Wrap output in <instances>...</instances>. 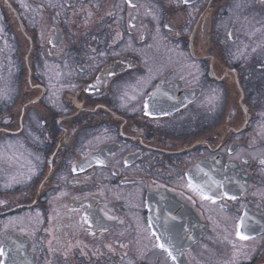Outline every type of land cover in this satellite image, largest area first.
<instances>
[{
  "label": "flooded vegetation",
  "instance_id": "obj_1",
  "mask_svg": "<svg viewBox=\"0 0 264 264\" xmlns=\"http://www.w3.org/2000/svg\"><path fill=\"white\" fill-rule=\"evenodd\" d=\"M133 4L0 0V264H264V0Z\"/></svg>",
  "mask_w": 264,
  "mask_h": 264
},
{
  "label": "snow or ice",
  "instance_id": "obj_2",
  "mask_svg": "<svg viewBox=\"0 0 264 264\" xmlns=\"http://www.w3.org/2000/svg\"><path fill=\"white\" fill-rule=\"evenodd\" d=\"M127 2L135 7V5L133 4V0H127ZM185 3L188 2V0H184ZM213 100L216 99V97L212 98ZM102 163V161H101ZM262 163H264V161H262ZM76 168H73V171H76ZM81 171H83V168L80 169ZM29 179L31 178L30 176L28 177ZM189 187H192L194 190L199 191V194L202 196V198L210 200L212 202H215V197L212 195H208V193L203 189V188H199L197 189L196 186L189 184ZM224 196H228V193H224ZM229 199H236L235 195L229 196ZM22 219V218H20ZM10 223H12L10 221ZM244 228V220L243 218H241L239 220V222L235 225V236L239 238V240L241 241H247L249 239H252V237H250L249 235L245 234L244 231H242V229ZM157 239L159 240L160 237H157ZM235 247V245H233ZM159 247L162 249H165L168 253V255L172 258L173 261H175L177 259V255L174 254L177 252V249L175 248V246L171 243V241L167 242V243H160ZM5 254V250L3 247H0V256H3ZM179 254H183L182 252H180Z\"/></svg>",
  "mask_w": 264,
  "mask_h": 264
},
{
  "label": "rangeland",
  "instance_id": "obj_3",
  "mask_svg": "<svg viewBox=\"0 0 264 264\" xmlns=\"http://www.w3.org/2000/svg\"><path fill=\"white\" fill-rule=\"evenodd\" d=\"M0 93L7 91L8 86L6 85V80L4 79V75H2V73H0ZM37 136V135H36ZM28 152V149H27ZM29 153L31 154V152L29 151Z\"/></svg>",
  "mask_w": 264,
  "mask_h": 264
}]
</instances>
